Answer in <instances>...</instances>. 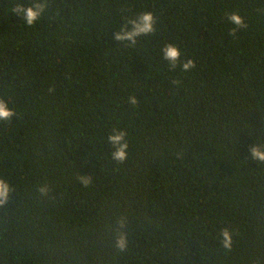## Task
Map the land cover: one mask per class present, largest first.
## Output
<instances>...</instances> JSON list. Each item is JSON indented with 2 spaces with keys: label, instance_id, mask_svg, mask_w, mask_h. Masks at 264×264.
<instances>
[{
  "label": "trees",
  "instance_id": "trees-1",
  "mask_svg": "<svg viewBox=\"0 0 264 264\" xmlns=\"http://www.w3.org/2000/svg\"><path fill=\"white\" fill-rule=\"evenodd\" d=\"M17 2L42 0H0V264H264V0H46L31 27ZM144 11L155 32L117 41ZM170 42L192 71L169 69Z\"/></svg>",
  "mask_w": 264,
  "mask_h": 264
},
{
  "label": "clouds",
  "instance_id": "clouds-1",
  "mask_svg": "<svg viewBox=\"0 0 264 264\" xmlns=\"http://www.w3.org/2000/svg\"><path fill=\"white\" fill-rule=\"evenodd\" d=\"M46 7V0H42V2L39 3L34 2L31 5L17 2L14 3L10 11L22 19L27 26L31 27L34 22L39 21ZM226 19L236 25V28L231 30L233 34L237 29L247 27L244 18L236 12L226 13ZM156 23L157 19L152 12H141L125 20V23L121 26V30L115 34V39L117 41L127 42V46L129 47L135 46L138 37L147 36L155 32L154 25ZM161 51L163 53L162 58L168 62L169 69H175L179 65L182 72H190L196 67L194 60L191 58L181 60L182 53L175 43H167L163 46ZM49 91H54V89H49ZM128 103L136 106L138 101L135 96H130L128 98ZM14 115H16V113L7 106L3 99H0V120H10ZM127 135L126 130L120 129L117 131L113 128L112 132L106 137V143L114 148V151L111 152V157L112 161L115 162L117 166L123 165L129 159V143L125 139ZM249 152L253 160L264 163V151L259 147L252 146ZM79 181L84 187H88L92 183V178L90 176H80ZM12 190V186H10L8 181L4 178H0V207L4 206L9 200ZM38 191L41 195H46L48 187L46 185L40 186ZM123 224L124 221L121 219L119 226L122 228ZM233 237L234 231L231 226L221 228L218 241L220 247L225 252L232 251L234 243ZM128 243L127 233L117 231L114 243L115 248L120 252H124Z\"/></svg>",
  "mask_w": 264,
  "mask_h": 264
}]
</instances>
